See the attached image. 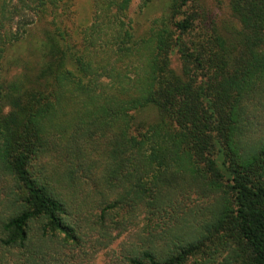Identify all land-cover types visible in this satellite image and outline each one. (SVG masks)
Returning a JSON list of instances; mask_svg holds the SVG:
<instances>
[{"label":"trees","instance_id":"1","mask_svg":"<svg viewBox=\"0 0 264 264\" xmlns=\"http://www.w3.org/2000/svg\"><path fill=\"white\" fill-rule=\"evenodd\" d=\"M130 1L73 27V0H0V251L134 228L122 264H264V0H226V38L196 0L137 36ZM40 22L32 86L7 80Z\"/></svg>","mask_w":264,"mask_h":264},{"label":"rangeland","instance_id":"2","mask_svg":"<svg viewBox=\"0 0 264 264\" xmlns=\"http://www.w3.org/2000/svg\"><path fill=\"white\" fill-rule=\"evenodd\" d=\"M92 0H73L71 4V19L73 27L83 25L88 22L90 16V5ZM142 0H131L127 10L131 26L137 36L144 34L152 17L161 13L165 0H152L147 2L146 6H141ZM196 3L207 15V21L214 23L217 31L224 37L228 35L234 36L237 32L238 24L234 17L230 14L226 5V0H196ZM42 22L34 23L27 28L25 41L21 42L13 53L19 58L18 66L9 68L5 74L7 80H11L14 76L17 81L25 82L24 86L31 87L32 80L38 68V56L34 47L37 46L38 40L41 38ZM171 67L178 69V59L176 55L170 56ZM128 231L115 235V237L105 247H99L92 242H79L70 244L61 241V252L58 253L54 260L56 264H122L123 255L126 250L133 248V239ZM21 251L13 248L11 251H0V264H16L17 261L22 263Z\"/></svg>","mask_w":264,"mask_h":264}]
</instances>
